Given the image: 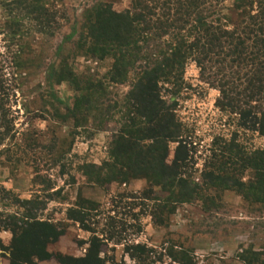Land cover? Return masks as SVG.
Wrapping results in <instances>:
<instances>
[{
    "label": "trees",
    "instance_id": "trees-1",
    "mask_svg": "<svg viewBox=\"0 0 264 264\" xmlns=\"http://www.w3.org/2000/svg\"><path fill=\"white\" fill-rule=\"evenodd\" d=\"M223 1L131 0L129 9L118 12L99 0L84 10L75 54L110 61L108 84L130 83V90L105 108L108 95L102 83L77 76L67 60L54 70L56 83L66 82L76 92L66 120L76 129H87L92 123L98 130L104 125L115 127L109 159L100 166L84 164L81 171L91 185L101 188L143 179L149 186L139 194L113 198L107 216L100 204L79 197L67 211V219L91 234L82 258L49 253L48 247L66 230L39 220L31 208L22 218L10 217L4 226L12 234L10 245L4 246L0 237V252L9 253L10 264L51 258L60 264H107L103 250L108 243H129L126 253L143 257L150 250L129 240L134 233H142L141 217L149 216L155 226L167 227L179 205L210 201L204 194L207 187L235 189L252 203H264V152L249 153L236 139L224 142L213 162L206 163L202 189L189 181L190 150L176 114L177 102L163 95L165 86L176 92L181 88L186 68L193 63L201 81L219 92L217 108L238 116L242 129L264 137V0H233L230 9L224 8ZM0 12L5 17L2 25L14 34L26 22L38 36L54 35L58 11L49 0H0ZM61 17L65 19L63 13ZM171 144L177 147L169 164ZM247 171L252 177L248 183L234 178ZM155 188L160 189V196ZM20 203L25 208L32 205ZM123 207L127 211L119 212ZM99 217L106 221L100 230ZM130 218L132 224L127 222ZM252 256L243 255L241 260L245 264L261 261L259 254ZM175 259L193 264L185 251Z\"/></svg>",
    "mask_w": 264,
    "mask_h": 264
},
{
    "label": "rangeland",
    "instance_id": "rangeland-1",
    "mask_svg": "<svg viewBox=\"0 0 264 264\" xmlns=\"http://www.w3.org/2000/svg\"><path fill=\"white\" fill-rule=\"evenodd\" d=\"M98 1L49 0L58 11L52 37L36 35L26 22L14 34L2 25L5 17L0 12V237L6 247L12 239L4 229L9 218H22L32 210L39 220L66 230L58 242L48 247L49 253L82 258L91 234L67 219V211L79 197L100 204L107 216L113 198L139 194L149 186L145 179L127 185L112 184L108 189L91 185L81 167L100 166L109 159L115 127L104 125L98 130L92 123L87 129H76L71 120L65 119L76 92L66 82L56 83L57 74L53 73L62 60L69 62L77 76L92 77L103 84L108 95L105 108L130 90V83L108 84L110 61L91 60L74 52L83 12ZM102 1L112 4L118 12L129 9L131 3ZM232 2L224 0V8L230 9ZM163 95L177 102L176 114L190 150L186 177L192 184L204 187L206 163L213 162L224 142L236 139L249 153L264 152V137L242 129L238 116L217 108L219 92L201 81L195 64L187 66L177 92L165 86ZM176 147L177 144L170 146L169 164ZM234 178L248 183L252 177L247 171L234 174ZM155 189L160 196V189ZM206 190L204 194L210 201L179 205L167 227L155 226L149 216L141 217L142 233L131 236L130 232L129 240L131 245H145L150 253L133 257L126 253L129 243H108L103 250L107 264H182L175 259L182 251L188 252L193 264H245L242 256L252 258V253L260 255L261 261L256 264H264V203H252L235 189ZM25 201L32 205L23 207L20 202ZM119 210L127 211L124 207ZM97 220H101L100 230L106 221L100 217ZM127 222L132 224L131 218ZM0 264H10L9 253L0 252ZM35 264L60 263L51 258Z\"/></svg>",
    "mask_w": 264,
    "mask_h": 264
}]
</instances>
